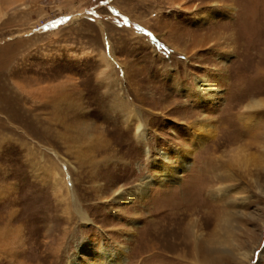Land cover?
<instances>
[{
	"label": "rangeland",
	"instance_id": "1",
	"mask_svg": "<svg viewBox=\"0 0 264 264\" xmlns=\"http://www.w3.org/2000/svg\"><path fill=\"white\" fill-rule=\"evenodd\" d=\"M159 152L177 177L154 185ZM83 242L264 264V0H0V264L87 259Z\"/></svg>",
	"mask_w": 264,
	"mask_h": 264
},
{
	"label": "bare ground",
	"instance_id": "2",
	"mask_svg": "<svg viewBox=\"0 0 264 264\" xmlns=\"http://www.w3.org/2000/svg\"><path fill=\"white\" fill-rule=\"evenodd\" d=\"M230 9H231V6H230ZM221 15H226V14L221 12V11L215 10V11H212L208 16L202 15L201 17H203V18L207 17V21L212 22V21H216L217 19H219V17ZM200 81H201V83L199 84V88H200L199 93L201 95L204 91V89H203L204 86H207L209 89H211L212 86L209 85L205 79H200ZM199 101L203 103L205 101L209 102L210 100L208 98L202 99V97H200ZM216 127H217V124H216L215 120L213 119V117L212 116L211 117L206 116L204 119H202L198 122V127H197L196 133H193L192 131L189 132V134H191L189 139H190V141L196 142L198 146H202L205 143L207 137L210 136L212 133H214V131L216 132V130H215ZM138 128L141 129L140 130V132H141L142 131V124L141 123H139ZM141 136L143 137V139H145L144 132H142ZM180 153H182V151ZM239 153L240 152L236 149L232 153L231 158L232 159L235 158L234 160H238V158H236V157L238 156ZM166 158L167 157L163 152H159V155L155 161V166L158 167V169L160 171V173H159L160 175H157L153 179L154 185L155 184H157V185L158 184H164V182L170 181L171 179H176V177H177L175 167L172 166L171 164L167 163L164 160ZM181 159L187 160V156L186 155L184 156L181 154ZM145 188H146V186H144L143 183H140L134 189L128 190V192H126V193L124 192L125 189H123L122 187H118L115 190H114V188L113 189L111 188L110 191H108V193L110 192L111 195H113L112 198H114L118 201V200H124V198L127 197L126 195H129L128 196L129 199L132 197H135V196L143 197L144 195L147 194L146 190H144ZM187 211H189V210H187ZM83 216H84V218L86 217L85 214H83ZM190 230L191 229L189 227L188 229L179 230L177 233H175L174 239H176V243L179 242L180 248L186 249V247L190 245L191 241L188 240V238L190 239V237H191ZM195 233H197V232L195 231ZM193 249L197 250L196 247H193ZM78 253H80V254L83 253V255H87V259H83L82 254H81V257H78L79 254H74V255L70 256L67 264H121L126 252H125L124 248H121L120 250H118L116 252L110 250L108 247L104 248L102 250H95V249H92L88 243L83 242L79 246ZM207 254L208 253H204L203 258H207L208 260H210V258L212 256L210 258H208ZM179 256L181 257V255H178V257ZM100 258L102 260H98ZM101 261H103V262H101Z\"/></svg>",
	"mask_w": 264,
	"mask_h": 264
}]
</instances>
